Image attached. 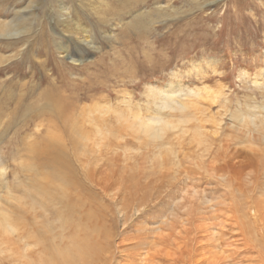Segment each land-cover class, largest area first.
<instances>
[{
	"label": "rangeland",
	"instance_id": "obj_1",
	"mask_svg": "<svg viewBox=\"0 0 264 264\" xmlns=\"http://www.w3.org/2000/svg\"><path fill=\"white\" fill-rule=\"evenodd\" d=\"M0 21L24 27L19 36L0 35V96L54 83L72 97L76 125L90 129L86 113L106 106L92 117L116 130L127 102L131 113L150 114L159 92L174 86V99L196 116L189 123L196 126L169 130L161 142L122 127L95 142L84 138L78 150L58 122L66 154L58 170L82 181L86 209L103 218L95 264H264V127L248 124L253 112L264 118V0H0ZM66 44L80 45L82 62L58 51ZM82 91L86 98H77ZM18 108L10 128L0 127L3 196L14 185L11 168L33 162V148L43 146L33 133L47 129Z\"/></svg>",
	"mask_w": 264,
	"mask_h": 264
},
{
	"label": "bare ground",
	"instance_id": "obj_2",
	"mask_svg": "<svg viewBox=\"0 0 264 264\" xmlns=\"http://www.w3.org/2000/svg\"><path fill=\"white\" fill-rule=\"evenodd\" d=\"M61 9L62 11L65 10L64 7H61ZM63 20L70 22L71 19L65 16ZM5 27L6 23L0 21V35L19 36L24 32V27L19 24L7 28ZM83 31L85 33L87 32L85 29H83ZM81 42L90 43L84 39H81ZM79 44L75 47H71L69 44L58 46V51L69 58L71 62L76 63L78 61L80 63L83 60V56L78 53L81 50ZM38 63H40V61ZM42 63L44 62H41V64ZM7 84L12 88L14 85L18 84V82H12V84L11 82H7ZM49 84L50 85L40 91L29 86V88L25 89L26 91L20 89L16 94L8 93L7 95L2 92L3 96H0V127L2 124H5L4 127L10 128L7 122L10 120V125L13 119L15 121V119L18 118V107H22L23 111H25L21 117L28 116L27 120L32 122L33 125L39 126L38 123L40 122H45V124H47V129L40 130L38 133L36 132L32 135V138H35L36 141H44L41 142L43 144L42 147L36 143L37 146L33 148V162H27L17 168H11L14 185L17 187H14L12 183V187L15 188L13 189L8 183L5 187L6 193H2L6 196L0 194L1 197H5H0V264L5 261L9 264H95L96 260L100 258V251L103 250V247L98 244L97 237L105 234L104 228L100 224V220L103 218L102 215H99L100 213L98 211L92 210V207V209H90V207L86 209L83 202L84 198L80 192H78V189H81V186L83 187L82 181L75 178L73 173L68 169L58 170V157L66 155L64 150L65 146L58 143V122L65 125L67 132L64 133V136L69 143L72 142L75 149L79 147V142L84 140V138L87 141L93 140L92 142H95L104 136H115L116 132H121L122 127L125 132L127 128L133 130V133L131 132L133 136L130 134L131 137L135 139L145 138L147 142L151 141L154 143L153 141L160 140L167 135V131V133L170 134L171 132L169 133V130H177L175 132L178 133L179 131L183 133L186 132L189 127L196 126V123L193 125L189 124L194 122L196 117L190 112L191 110L188 111L189 103L178 101V99L181 100V98H178L176 101L174 99L177 95L176 93L174 97L172 96L176 88L173 86L168 90L165 89L159 92V95L162 93L160 96L161 102L158 104L159 108L158 110L156 109L155 112L149 111L150 114H146L147 112L144 114H140L139 112L131 113L129 110L130 103L127 102L125 105L128 107L127 112L125 113L121 110L116 115L125 125L119 123V120L116 119V122L121 126L116 130L108 129V126L104 128L101 126L102 124L100 125L99 122L92 117L95 111L103 115L108 107L97 105L91 107L86 113L87 117L84 118V121L86 120L87 123L90 124V129L86 130L83 129L82 126L76 125L74 119L68 114V111L70 113L74 105L72 97L60 93L53 85L54 83ZM154 92L155 91H153L152 95H154ZM175 92L178 93L179 91ZM205 92L206 94L204 97L210 99L217 98L215 93ZM187 94H189V92ZM81 97L86 98V94L83 91L79 93L77 98L81 99ZM222 104L224 105V103ZM8 106H12L13 109L9 110ZM143 109L145 110L146 108ZM236 112L243 114L242 111ZM102 115H100L101 119L104 118ZM245 115H248V117L250 116L248 112H246ZM259 115L255 116L253 112L252 117L248 120V124H252L255 128L264 127V118L260 113ZM232 116L236 117L234 115ZM4 117L6 121L4 120L5 122H2ZM173 117H176V119L173 120ZM198 118L199 117H197V119ZM79 123L82 124V122ZM73 125L75 129L70 128ZM180 134L178 136H180ZM11 139L13 140V138ZM50 139L53 140V143L48 141ZM17 142L8 143L5 148ZM202 142L204 143L205 140H202L199 144ZM147 144L149 145V143ZM169 151L170 150H168V152ZM239 152L241 153L240 150ZM1 176L5 177L4 174ZM7 178L5 180L9 181ZM11 181L13 182V179ZM0 183L4 184V182ZM5 185L6 184H4V186ZM23 197L28 202L22 201ZM12 200L18 201V203L15 204L13 201L15 204L13 205L11 202ZM58 202H60L59 204L62 207L61 211L63 213L58 211ZM18 206H21V209H14ZM58 212L61 213L60 217H62V220L58 218ZM58 219H60V225H58ZM65 238L67 241H65ZM58 240L60 242H66L67 244H62L60 246Z\"/></svg>",
	"mask_w": 264,
	"mask_h": 264
}]
</instances>
